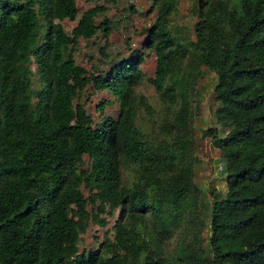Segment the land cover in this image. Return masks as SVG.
Masks as SVG:
<instances>
[{"label":"trees","instance_id":"1","mask_svg":"<svg viewBox=\"0 0 264 264\" xmlns=\"http://www.w3.org/2000/svg\"><path fill=\"white\" fill-rule=\"evenodd\" d=\"M151 2L156 16L144 46L155 60L147 81L170 113L172 140L160 145L135 124L137 103L150 111L131 88L143 74L140 51L101 78L74 61L77 38L98 26L108 35L111 22L94 20L103 6L77 15L75 0H0V264H264V0H197L188 41L168 27L177 0ZM64 17L76 19L69 33ZM199 65L213 73V115L226 125L222 135L201 131L219 151L225 181L222 196L210 190L206 248L194 211L203 190L190 162L188 74L197 76ZM89 83L113 94L116 118L93 123L73 101ZM121 167L131 170L128 185ZM116 208L112 240L101 243L109 256L79 252L89 220L103 223L99 215ZM186 230L194 240L182 238ZM174 232L178 247L165 250Z\"/></svg>","mask_w":264,"mask_h":264},{"label":"rangeland","instance_id":"2","mask_svg":"<svg viewBox=\"0 0 264 264\" xmlns=\"http://www.w3.org/2000/svg\"><path fill=\"white\" fill-rule=\"evenodd\" d=\"M75 3L77 15L92 5L103 6V10L95 16V23L98 25L102 18L106 17L112 26L106 38L103 36L100 26L89 38H77L73 51L74 61L87 72L93 71L97 77L101 78L112 64L128 58L131 50L140 51L143 57L139 68L143 74L140 79L131 84V88L134 95L144 96L150 111H146L141 103H137L135 124L146 141L155 145L168 143L171 140V134L167 130L166 122L170 118V113L165 110V107L159 101L157 92L147 81V77L153 74L155 60L152 49L144 46L146 30L154 22L156 16V10L152 6L151 0H75ZM196 7L197 0H177L176 9L168 16V27L172 34L187 41L193 39L192 25L197 19L195 15ZM75 22V18L64 17L60 20L63 29L67 33H69ZM99 47H104L106 57L99 52ZM29 68L32 72V82H35L33 77L36 69L32 58L29 62ZM184 68L190 70L187 62H185ZM196 69L200 71L197 76H193L192 72L188 74V78H190L189 89L192 87L188 97L189 123L191 126L190 162L192 179L203 190L200 198L196 200L194 211L196 216L202 220L199 240L206 248L210 199L212 196L210 190L218 196H222L225 192V181L221 166L223 160L219 157V151L211 144L210 138L202 135L201 131L204 128L211 127L217 135H222L226 130V125L216 122L213 115L215 101L213 100L211 88L214 81L212 71L207 70L203 65H199ZM195 89H199L198 96L193 94ZM102 99L108 102L99 108L97 103ZM73 101L83 105L86 112L91 116L93 123L99 122L103 115L114 119L118 113V102L113 94L106 89H96L91 83L86 85ZM176 107L174 105L171 111ZM180 142L186 145L187 141L180 140ZM86 160L87 156H83V161ZM119 178L121 183L128 185L132 180L131 170L121 167ZM81 190L86 197V189L81 188ZM191 199L193 198H187L186 201L190 203ZM86 210L89 213L93 212L88 202H86ZM118 214L119 209L116 208L112 214L103 213L99 215L103 223L89 220L86 228L78 234V251L88 254L98 250V257L109 256L110 251H105L101 247V243L105 238L112 240V225ZM186 221L193 223V218L186 217ZM179 236L177 232H174L172 237L163 243L164 249L173 250L176 248ZM182 238L186 241L194 240L191 236V230L188 232L186 230Z\"/></svg>","mask_w":264,"mask_h":264}]
</instances>
